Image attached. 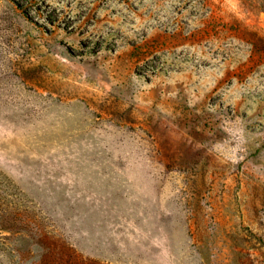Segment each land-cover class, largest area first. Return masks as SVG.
Wrapping results in <instances>:
<instances>
[{
  "label": "rangeland",
  "instance_id": "1",
  "mask_svg": "<svg viewBox=\"0 0 264 264\" xmlns=\"http://www.w3.org/2000/svg\"><path fill=\"white\" fill-rule=\"evenodd\" d=\"M0 264H264V0H0Z\"/></svg>",
  "mask_w": 264,
  "mask_h": 264
}]
</instances>
